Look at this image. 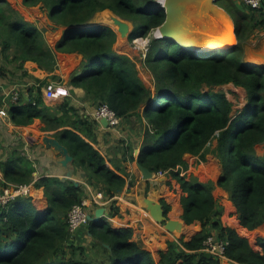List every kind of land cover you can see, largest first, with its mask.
<instances>
[{
  "label": "trees",
  "instance_id": "1",
  "mask_svg": "<svg viewBox=\"0 0 264 264\" xmlns=\"http://www.w3.org/2000/svg\"><path fill=\"white\" fill-rule=\"evenodd\" d=\"M24 2L27 5L44 2L49 18L67 30L53 49L36 24L27 21L8 0H0V59L4 62L0 71L5 77L7 66L15 64V70L33 82L26 91L28 100L23 99L22 92L10 106L12 122L28 126L40 119L45 124L43 130L55 131L53 136L68 148L90 182L94 180L103 186L109 198L122 191L127 183L126 171L115 165V170L111 168L94 145L98 143L100 122L92 115L81 114L70 97L55 107L46 104L43 89L52 81L64 80L57 75L39 79L24 67L33 61L52 72L57 67L56 51L83 54L85 63L69 84L83 88L96 108L108 104L122 119L136 116L143 108L147 125L137 161L153 173H168L180 184L182 219L187 225L201 223L202 230L189 241L183 238L169 241L168 251L156 259L151 251L133 240L131 228H113L102 217L86 226L102 250L101 261L95 262L87 258L80 246L69 242L68 214L86 198L85 185L72 179L41 177L34 185L44 188L48 199L45 209L38 210L31 196L18 197L8 206H0V264H222L218 257H206L202 251L211 234L228 240L225 254L231 261L264 264V237L259 234L264 231V68L244 61L243 46L251 32L264 27V2L260 9L254 10L244 3L241 8L235 0L218 1L236 23L239 43L228 51L213 48L195 53L172 39L153 37L144 66L154 76V91L143 83L135 60L115 50L118 34L112 27L83 26L109 9L134 24L130 40L147 38L166 19V9L159 2ZM230 83L245 88L249 96L248 103L236 115H232L233 103L225 92L204 89L205 85ZM2 98L0 93V106ZM214 139L217 140L214 154L223 169L217 184L212 180L200 181L195 175H182V169L188 168L186 155L206 161ZM22 146L21 140H17L16 146L3 148L0 154L4 185L33 182L36 168ZM258 146H263L261 154ZM130 159L135 160V156ZM216 185L229 193L244 234L224 226V207L213 194ZM162 203L168 213L171 206L164 200ZM110 207L112 215L119 212L116 201ZM230 212L235 213L228 208ZM229 219V224L238 226L236 218ZM247 231L256 233L255 245L245 235ZM68 243L70 256L65 253ZM80 250L82 253H78Z\"/></svg>",
  "mask_w": 264,
  "mask_h": 264
},
{
  "label": "crops",
  "instance_id": "2",
  "mask_svg": "<svg viewBox=\"0 0 264 264\" xmlns=\"http://www.w3.org/2000/svg\"><path fill=\"white\" fill-rule=\"evenodd\" d=\"M25 19L36 24L43 31L47 43L53 49L56 48L57 42L63 37L66 29L64 26L57 25V23L53 22L49 18L48 9L43 10L42 8H37L36 12L29 11L28 17H25ZM122 47H126V45H123ZM114 48L119 53L129 55L128 51H124L117 47ZM56 57L57 67L52 72L41 69L39 65L33 61H28L25 63L24 67L31 76L39 79H45L54 75L61 77L64 80L62 84L68 86L70 89L72 104L76 108L80 109L81 114L91 116L96 110V107L92 105V99L88 97L82 88H72V85L69 84L73 74L80 70L85 63L83 54L79 52L62 53L56 51ZM13 66L16 65L13 64ZM137 67L139 69V76L143 83L154 91L155 79L153 74L150 73L146 67H143L145 73L141 72V68L139 66ZM9 70L14 73H10ZM14 74L17 75L16 79L11 76ZM19 75L20 77H18ZM18 80L20 81L16 82ZM31 82L32 80L29 77H23L19 71L15 70L14 67V69H8L7 75L4 77V91H9L14 86L22 88L25 95L23 99L25 98L27 101L26 91L31 85ZM52 82L59 83L57 81ZM65 99H61L58 103L48 101L46 99L44 100L49 106L55 107L62 103ZM5 120H9V122L5 123L0 120V145L2 146L0 154L3 151V148L11 149L16 146L17 140H21L23 144L22 149L33 159L36 168L35 172L39 173V177H59L62 179H68L67 174L69 169H66L61 165V156L52 149H47L41 141H39V138L36 137V130L34 131V129H30L31 127L37 125V129L40 131V129L45 126L40 119H36L34 123L28 126L16 125L12 122L10 116ZM146 125L147 121L143 118V108L139 110L136 116L122 119L121 124L117 128H106L101 124L98 132V143L94 144L95 147L106 157L108 165L111 168L115 170L113 166L115 165L117 167H121L127 173V176L124 175L127 180L124 189L117 193L113 198L108 197L106 190L103 186L99 185V183L94 180L92 182L88 180L89 177L87 173L79 167V164L75 159L72 161L70 167L72 169L71 179L78 184L80 183L85 185L86 194L88 192V199H91V203L88 208L92 215H94L96 209L105 207L106 212L104 217L108 219L113 228H131L133 230V240L140 246L151 251L155 258L159 259L161 253H166L168 251V242L171 240L177 241L179 240V237L177 236V233L168 232L163 224L157 223L151 217L150 212L144 205V198L149 197L161 202L164 200L171 206V210L168 212V215L171 219H179L182 223H184L182 237H184L183 239L185 241L191 240L194 235L199 233L202 230V225L199 222H195L190 226L182 219L184 209L181 203V197L183 195V191L180 184L168 173H153V177L149 180H145L143 178L142 172L137 164V158L139 154L138 152L143 143ZM47 132L50 133L48 134L50 136H53L55 133V131ZM216 146L217 140L214 139L212 144L209 146L210 151H208L206 155L205 162L200 161L198 156L190 154L186 155L185 159L188 163V168L185 170L182 169L183 174L188 177L195 175L203 182L212 180L216 183L223 171L221 161L218 160L214 154ZM132 155L135 156V160L130 159ZM120 174L123 175L122 173ZM3 181L4 174L0 167V183ZM213 194L224 208L227 206V209L225 208L226 213L228 208H232L235 211L234 214L237 216V208L230 199L229 193L226 190L216 185L213 190ZM30 196L33 198V203L38 210H43L48 206V199L45 196L43 188H37L33 185ZM112 201H116V206L119 208V212L116 215H112L110 212V204ZM90 236L91 238H88L89 241L94 238L88 230V237ZM222 264L237 263L231 260H224L222 261Z\"/></svg>",
  "mask_w": 264,
  "mask_h": 264
},
{
  "label": "water",
  "instance_id": "3",
  "mask_svg": "<svg viewBox=\"0 0 264 264\" xmlns=\"http://www.w3.org/2000/svg\"><path fill=\"white\" fill-rule=\"evenodd\" d=\"M218 1L219 0H164L163 4L158 1L161 6L166 9V19L162 25L155 30L154 37L172 39L184 49L195 53H204L214 50L209 48L202 49L203 43L208 42L207 39H213L222 43V45L217 48H221L225 51L230 50L239 43L236 23L231 14L218 5ZM110 15L113 16L114 22L118 25L116 27H118L117 34L121 37L120 39L129 40L130 35L134 30V24L109 9L101 12L102 17L100 19H102L103 23L100 22V19L94 18L92 23L90 22L89 24L84 25L83 28L103 24L110 26L115 30L105 18ZM227 27L230 28L228 32H226ZM65 29L67 30L66 27ZM231 40H233V43H230ZM244 49V61L248 65L264 68V41L261 45L245 47ZM71 87L79 88L74 86ZM52 102L58 103V101ZM100 123L106 128L109 127L106 118L101 119ZM42 144L47 149H52L61 156L60 163L63 167L69 169L67 177L68 179H71L72 169L70 167L74 157L70 154L68 148L56 137L50 135H44L42 137ZM137 164L145 180H149L153 177V172L147 167L139 162ZM143 202L147 210L150 212L151 217L157 223L163 224L168 232L177 233L179 239L182 238L184 223L179 219H171L168 213L165 212L164 205L161 201L146 197L143 199ZM105 212V207L96 209L94 215L91 213L89 214L90 222H99L101 218L104 217ZM205 256L212 257V254L205 253Z\"/></svg>",
  "mask_w": 264,
  "mask_h": 264
},
{
  "label": "built area",
  "instance_id": "4",
  "mask_svg": "<svg viewBox=\"0 0 264 264\" xmlns=\"http://www.w3.org/2000/svg\"><path fill=\"white\" fill-rule=\"evenodd\" d=\"M242 2L248 8L257 10L263 6L264 0H242ZM138 39L145 40L146 38L139 37L137 39H134L133 41L135 44ZM148 49L149 47L146 48V50ZM146 54H144L145 57H146ZM3 83H4V77H3L2 72L0 71V93L3 97L2 98L3 103L0 106V120L7 123L9 122V120H5V119L10 116L9 114L10 106L13 103H15L17 100H19V97L24 91L22 88H19L17 86H14L9 91H4ZM70 95L71 93H70L69 87L62 83L50 82L44 88V96H45V99L48 101H59L61 99L70 97ZM92 116L99 122L101 121V119L106 118L108 120L109 128H112V129L119 127L122 121V118L119 117L118 114L108 104L100 105L93 112ZM0 149H1V145H0ZM34 167H35V163H34ZM162 173L164 172H159L158 174H162ZM182 175H184L183 171H182ZM33 178H34L33 182L30 184L4 185L5 181L0 183V206L6 207L11 202L16 200L18 197L30 196L32 192V186L41 177H39V173L34 172ZM90 203H91V199L85 198L80 204H75L71 208L68 214V219H67L68 225H69V231L70 230L75 231L84 226L89 225L90 211L88 207ZM228 244H229L228 240L219 238L216 234H211L204 241L202 251L205 253H210L212 254V256L218 257L221 261L230 260L225 254L226 247Z\"/></svg>",
  "mask_w": 264,
  "mask_h": 264
},
{
  "label": "rangeland",
  "instance_id": "5",
  "mask_svg": "<svg viewBox=\"0 0 264 264\" xmlns=\"http://www.w3.org/2000/svg\"><path fill=\"white\" fill-rule=\"evenodd\" d=\"M8 1H11L10 4L12 5V7L14 9L18 10L23 15V17L24 16L25 17H28L29 11H35L36 12V9L37 8L38 9H41L42 8L43 10L44 9H47L45 7L44 2H39V3L34 4V5H27V4H25L24 0H8ZM156 1L158 2V0H156ZM227 1L230 2V0H223L224 3H227ZM235 2L241 8L245 7L244 4H243V2H242V0H235ZM41 14H42V12H41ZM101 17H102L101 16V13L99 12L94 18L100 19ZM100 20H101L100 22L103 23L102 22V19H100ZM92 21H91V23H92ZM57 25H59V24H57ZM115 31L117 32L116 29H115ZM154 31L145 39L146 40L145 46L142 49H140L139 46L134 43V41L130 40V38H129V40L128 39H125V40L120 39L121 37L119 36V34H118L117 43L115 44V47L121 48L124 51H128V54L130 55V57L135 60V62L138 64L137 66H139L141 68V72H143V73H145L143 67H146V66H144V60L146 59V57H145L144 54H146L147 51H148V50H146V48L149 47L150 41L154 37V33H155ZM263 41H264V27L262 29H258V27H257L253 32L250 33L249 38L244 42L243 46H244V48L245 47H250V46H257V45H261V43ZM123 45H126V47H122ZM244 53H245V49H244ZM2 63H4V62H3L2 59H0V65H2ZM14 67L15 66H13V65H8L7 66L8 69H12V68L14 69ZM11 76L13 78H15V79L17 78V75L16 74L11 75ZM18 77H20V75ZM19 81L20 80H18L16 82H19ZM204 89L206 91L214 90V91H223V92H225L226 95H227V97L229 98V100L232 101V103H233V112H232V115H236L240 110H242L245 107V105L249 101V96H248L247 90L245 88H243V87L235 86L232 83L226 84V85H222V86H212V87L205 85L204 86ZM59 101H61V100H59ZM34 127L38 128L37 125L34 126ZM34 131L36 133V137L39 138V141H41V143H42V137L44 135L50 134L49 132L44 131L43 128L40 129V131L38 129H34ZM258 151L261 154L263 152V146H258ZM216 158H218V157L216 156ZM218 160H220V159L218 158ZM86 197L88 198V192L86 194ZM225 208L227 209V206ZM225 208H224V214L222 216V222H223V224L225 223L224 226L225 227H231V228L236 229L239 232L243 233L242 230L244 228L240 225V222H239L236 214H234L232 212L228 213V210H227V213H226V209ZM228 217L229 218H231V217L232 218L233 217L236 218V220L238 222V226L235 227V226H232L231 224H229L228 221H230V219ZM87 228L88 227L84 226L82 229L80 228V229L75 230V231L70 230L69 231V234L71 236L69 237V242L70 243H75L78 246H80L82 248V251H84L85 254L87 255V258L93 259V261H95V262H100L101 259H102V250L100 249L99 245H97V242H96L95 239H91L89 241V239L91 238V236L88 237V229ZM259 234H260V236L264 237V231L263 232L260 231ZM245 235L250 239V242L253 245H255L256 233L254 231L253 232L252 231L251 232L250 231H247V233H245ZM182 238H184V237H182ZM70 243H68L67 246L65 247V251H66L65 253H67V256H70L71 255V248L69 246ZM82 251L80 250L78 253H82Z\"/></svg>",
  "mask_w": 264,
  "mask_h": 264
},
{
  "label": "bare ground",
  "instance_id": "6",
  "mask_svg": "<svg viewBox=\"0 0 264 264\" xmlns=\"http://www.w3.org/2000/svg\"><path fill=\"white\" fill-rule=\"evenodd\" d=\"M160 3H162L163 4V2H164V0H158ZM106 18V20L116 29V30H118V27H116V26H118L115 22H114V20H113V16L112 15H110V16H107V17H105ZM115 25V26H114ZM229 26V25H228ZM227 29V31L226 32H228L229 30H230V28L229 27H227L226 28ZM205 35H207V34H205ZM209 35V34H208ZM160 38V37H159ZM226 40H228V39H226ZM207 41L208 42H205V43H203V47H202V49H213V48H217V47H220L221 45H222V43H220V42H217V41H215V40H213V39H207ZM145 42H146V40H141V39H138L137 40V42H136V45H138L139 46V48L140 49H142L144 46H145ZM229 42V41H228ZM230 43H233V40H231L230 41ZM127 45V44H126ZM137 49V48H136ZM14 126V125H13ZM166 195V194H165ZM175 195V194H174ZM173 195V196H174ZM174 199V198H173ZM176 201H177V199H176ZM178 202V201H177ZM172 205V204H171ZM175 206V205H174ZM173 206V207H174ZM175 208V207H174ZM180 208V207H179ZM178 215V214H177ZM180 217H181V215H180ZM117 221V220H116ZM118 222V221H117ZM186 226V225H185ZM191 226V225H190ZM189 226V227H190ZM188 227V226H187ZM195 229V228H194ZM184 230V229H183ZM196 230V229H195ZM186 231V230H185ZM189 231V230H188ZM194 234V233H193ZM189 236V235H188ZM192 236V235H191ZM189 238V237H188Z\"/></svg>",
  "mask_w": 264,
  "mask_h": 264
}]
</instances>
